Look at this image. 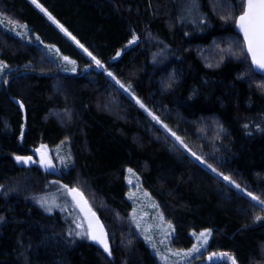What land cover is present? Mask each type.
Segmentation results:
<instances>
[{
  "label": "trees",
  "instance_id": "obj_1",
  "mask_svg": "<svg viewBox=\"0 0 264 264\" xmlns=\"http://www.w3.org/2000/svg\"><path fill=\"white\" fill-rule=\"evenodd\" d=\"M188 1L201 11L197 18H185ZM38 3L88 55L31 1L0 0V18L26 31L20 38L0 24V62L8 68L0 85V264H159L129 224L127 170L157 198L174 248L191 247L193 232L210 229L205 253L264 264V76L235 31L244 0ZM97 60L176 139L257 201L185 152ZM40 143L64 148L56 177L17 159ZM53 178L85 196L106 228L107 252L73 215L45 211L26 195Z\"/></svg>",
  "mask_w": 264,
  "mask_h": 264
},
{
  "label": "rangeland",
  "instance_id": "obj_2",
  "mask_svg": "<svg viewBox=\"0 0 264 264\" xmlns=\"http://www.w3.org/2000/svg\"><path fill=\"white\" fill-rule=\"evenodd\" d=\"M32 2V0H29ZM35 5V4H34ZM36 6V5H35ZM184 16L185 18L194 17L197 18L196 15L199 16L201 11L197 7L196 3H191L188 1L187 4L184 5ZM217 9H220V4H216ZM40 9V8H38ZM41 11V10H40ZM47 16V15H46ZM189 20V19H188ZM52 21V20H51ZM0 24H2L5 29L9 30L14 35L24 38L26 36V31L24 26H20L18 23H6L0 18ZM18 24V25H17ZM57 28V27H56ZM59 28V27H58ZM57 28V29H58ZM61 29V28H60ZM65 29V28H64ZM59 30V29H58ZM67 31V30H66ZM61 32L75 45L77 46L80 51H82L85 55L88 53L85 49L81 46V44L72 36V39L67 36L62 30ZM135 41L133 43H127L126 48L134 45L136 43V35H134ZM133 37L131 40H133ZM130 40V41H131ZM48 48L53 52L54 56L58 58L63 64L67 66L68 72H74L76 69L75 63L62 55L59 54L58 50L53 46H48ZM235 52V51H234ZM119 55L116 54L115 58H118L121 51H118ZM234 54V53H233ZM236 54V52H235ZM94 61V59H93ZM96 67L107 74L106 76L110 77L115 83L118 85L120 89H122L125 94H127L143 111H145L161 128H163L166 133L172 137V139L182 147L185 152L191 155L196 161L201 163L203 167L207 170H210L212 173L217 175L218 177L222 178L223 180L225 176L221 175L217 171H213V167L209 164L203 162L200 159H197L196 155H193V152L190 151L186 145L181 143L178 139H176L169 130L163 127L153 116L150 112L145 108L141 107L140 103H137V99L133 96V94L128 90L126 86H124L120 81L117 83L116 80L112 75H108V71L105 70L103 65L98 66L96 61L94 62ZM74 69V70H73ZM7 72L8 68L0 62V85L7 81ZM123 85L124 87H121ZM48 148V160L45 163H42L40 159L36 156H31L30 160L21 159L22 165L30 167V165H34L36 168L43 170L44 172H52L54 173L55 177L56 174H59L60 171V163L63 162L65 159L63 151V147H55ZM27 158V157H22ZM215 170V169H214ZM126 181L128 185V199L132 204L128 219L129 224L134 230L146 241L149 247L152 249L153 253L155 254L156 258L158 259L159 264H203L207 263L211 258H216L222 261H225L227 264H232L231 257L228 255H223L224 253L216 252V253H205V247L211 238V230L210 229H203L197 232H193V244L191 247L187 249H179L174 248L171 245V236L173 234V227L172 225L165 220L161 211H160V204L156 197L147 191L144 188L141 182V176L139 173L131 170H127L126 174ZM228 184L232 185L233 187L237 188L239 191L244 192L248 195L251 199H253L252 194L242 190V188L237 187V185L228 180H225ZM51 183L44 184L42 191L39 193L38 191L34 194H26L29 198L37 202L45 211L53 212L55 210L63 211L67 214L73 215L78 222V225L81 227L82 230L86 231L87 234L90 233V223L87 214L80 206L77 197L74 193H72L71 189H77L76 187H70L67 184L63 183L61 180L57 178H53ZM85 197V196H84ZM257 201L256 199H253ZM264 207V204H261ZM100 206H103L102 204ZM3 220L0 218V223ZM201 233H207V239L204 240L201 237ZM196 246L198 248L197 251H192L193 247Z\"/></svg>",
  "mask_w": 264,
  "mask_h": 264
},
{
  "label": "snow or ice",
  "instance_id": "obj_3",
  "mask_svg": "<svg viewBox=\"0 0 264 264\" xmlns=\"http://www.w3.org/2000/svg\"><path fill=\"white\" fill-rule=\"evenodd\" d=\"M32 3L35 4L37 8H40V10L44 12L45 15L48 16L49 20H52L54 23H57V26L60 27L62 31L66 32V29H64L62 25H59L58 22L54 20L51 14L48 13L47 10L44 9L42 5L38 3V0H32ZM237 23H238V27L244 34L245 44L247 46V52L252 57V64L255 66L257 70L264 71V0H246L245 11L238 18ZM134 41H135V37H133V40L129 41V43L131 44ZM89 55L91 54L89 53ZM117 55H119V53H117ZM65 59H67V57H65ZM93 59L95 60V57H93ZM96 63L98 66H101L100 61L97 60ZM108 75L111 76L112 74L108 73ZM117 83H119V81H117ZM121 87L124 86L121 85ZM137 103H140L141 107H144V105L139 100H137ZM153 118L156 119V117ZM177 139L179 138L177 137ZM41 155L43 159V154ZM193 155L195 154L193 153ZM17 159L30 160L31 157H27V158L17 157ZM197 159L199 158L197 157ZM213 171L215 170L213 169ZM224 179L228 180L229 177L225 176ZM70 191L72 193L78 192V190L76 189H71ZM253 199H257V198L253 197ZM260 219L262 218L257 217V220ZM77 235H80V233H77ZM200 235L201 237L204 238V240L207 239V233H201ZM89 238L93 241H96L97 243L102 244L105 252L109 250L108 243L106 239L103 238L102 229L100 234L89 233ZM197 250L198 248L196 246H194L192 249V251H197ZM223 255L226 256L227 254H223ZM232 264H236L234 259L232 261Z\"/></svg>",
  "mask_w": 264,
  "mask_h": 264
},
{
  "label": "water",
  "instance_id": "obj_4",
  "mask_svg": "<svg viewBox=\"0 0 264 264\" xmlns=\"http://www.w3.org/2000/svg\"><path fill=\"white\" fill-rule=\"evenodd\" d=\"M245 5H246V0H244V6H243V11L237 15L236 20H235V31L237 34H239L243 40L244 43V49L245 52L247 54V56L249 57V61L254 69V71L262 76H264V71L261 70H257L255 68V66L252 64V57L251 55L247 52V46L245 44V39H244V34L243 32L240 30V28L238 27V18L243 14V12L245 11ZM15 104L20 106V109L22 110V112L24 113V105L21 103L20 100L18 99H14ZM48 148L44 143H40L34 150V155L36 157H38L40 159V161L42 163H45L48 160ZM43 154V159H42V155ZM75 196L77 197V200L80 204V206L83 208V210L85 211V213L88 216L89 219V223H90V233H96V234H100L101 233V229H102V235L103 238L106 239L107 243H108V237H107V232L106 229L104 227L103 222L101 221V219L99 218V216L97 215V213L95 211H93L91 209V207L89 206L86 198L84 197V195L78 191L77 193H74ZM92 242L98 244V245H102L100 243H97L96 241L91 240ZM103 246V245H102Z\"/></svg>",
  "mask_w": 264,
  "mask_h": 264
},
{
  "label": "bare ground",
  "instance_id": "obj_5",
  "mask_svg": "<svg viewBox=\"0 0 264 264\" xmlns=\"http://www.w3.org/2000/svg\"><path fill=\"white\" fill-rule=\"evenodd\" d=\"M44 13V12H43ZM53 22V21H52ZM54 23V22H53ZM56 26H57V23H54ZM57 28H58V26H57ZM60 31H61V29H60V27L58 28ZM67 36H69L71 39H72V36H70L67 32H65V31H63ZM35 150V149H34ZM35 156V155H34Z\"/></svg>",
  "mask_w": 264,
  "mask_h": 264
}]
</instances>
